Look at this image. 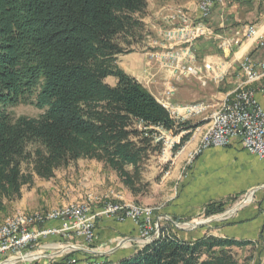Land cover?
Wrapping results in <instances>:
<instances>
[{"label": "trees", "instance_id": "obj_1", "mask_svg": "<svg viewBox=\"0 0 264 264\" xmlns=\"http://www.w3.org/2000/svg\"><path fill=\"white\" fill-rule=\"evenodd\" d=\"M148 2L0 0V215L24 187L51 181L82 160L114 173L140 205L153 183L150 168H161L155 129L188 131L181 145L190 139L196 125L176 124L118 63L120 55L148 47ZM109 77L116 86L106 83ZM19 105L44 112H8ZM227 202L207 205L205 217L224 213ZM252 245L210 232L185 240L161 224L158 238L116 264H252V257L239 259Z\"/></svg>", "mask_w": 264, "mask_h": 264}, {"label": "crops", "instance_id": "obj_2", "mask_svg": "<svg viewBox=\"0 0 264 264\" xmlns=\"http://www.w3.org/2000/svg\"><path fill=\"white\" fill-rule=\"evenodd\" d=\"M198 4L199 0H188L187 2H179L177 0H149L145 17L147 27L152 28V36L149 39V43L153 41V39H157V41L161 42L162 38L157 33V29L159 30L160 27H166L164 18L170 9H187L191 12L192 16L197 17L199 14ZM209 24L217 33L221 34L241 31L248 25H256L261 32H264V0H228L225 5H218L213 10L209 19ZM146 53L147 52L143 54L133 53V55H139V57L134 58V61L125 65L121 64L118 58V63L126 72L133 71V77L139 80L140 83L142 78L147 76V74L155 75L156 77L153 79L149 91L156 99H159L166 89V83L170 76L166 74L165 83L162 84V74L165 71L161 70L154 61H150L146 57ZM223 54L219 41L201 40L196 45V55L199 63L215 59L216 57H226ZM245 55H248L254 62L260 63L264 60V47H257L256 44L251 43L244 44L243 47L236 51L235 56H231L229 61L241 59ZM234 65H236V63H234ZM262 71V68H260L259 72ZM245 79L246 76L243 74L241 68L236 65L230 71L228 78L220 84L224 86L225 89L202 96L201 98L204 97L206 99V101H204L203 98V101L209 102L212 106L210 112L217 109L226 99L227 95L229 93L232 94L241 86L239 84L244 82ZM172 83L176 89L175 96L173 97V102L175 104L184 105L197 102V99L195 101L194 99H181L179 97V91L182 90V88L191 90L195 88L196 85L201 87L202 85L199 81L194 78H183L180 81L173 80ZM210 86L219 88V85H215L213 82H210L206 87ZM252 87L256 91L258 104L264 109V76ZM200 118L199 122H205L200 126L203 128L206 121L203 117ZM195 145L196 142L188 145L187 149L191 151ZM178 166L176 168H178ZM190 169L188 173V186L181 190L176 199L177 202L175 201V204H177V207L181 210L186 208L195 209L201 206L204 208L206 205L214 202H225L231 197L247 193L250 189L264 186V160L245 151L238 140L232 141L229 146L224 148H211L206 150L202 155L197 157ZM109 192L111 193L112 190L105 191L104 189V192L97 194L101 195L105 193L107 195ZM102 196L105 197V195L96 196L98 199L91 203L94 210H99L104 207L103 205H105V202L99 201V198ZM49 210L50 209H45L42 212H47ZM163 216H167L171 219L176 218V215L170 212L169 215L164 214ZM163 219L169 221L166 218ZM62 226L63 224L61 221L46 225V227L57 228H61ZM137 226L138 225L130 219L124 222H117L114 218L102 216L97 220V239L92 245L96 244L99 246L97 249L100 250L101 247L104 244H108V241L112 238L116 237L117 239L121 237L125 239L122 246L115 247L113 252H111L112 250L97 251L99 253H97L96 257L94 256L96 250L94 253L88 252L89 248H86V244L81 239H76L68 235L50 236L48 239H43L37 244L35 250L42 258L33 263L65 264L61 258H66L71 252H77L78 254L74 256V261H78V264L83 263L82 261L95 258L98 260L103 259L108 264H116L120 260L133 255L136 252V248L142 247L141 245L135 244L136 241L140 240L136 238L138 231ZM210 233L236 240L252 242V246L240 250L239 259L241 263L247 258L252 257V264H264V188L258 190L252 200L241 207L230 218L223 220L222 225L210 231ZM204 235L205 233L201 236L197 235L191 237L188 240H196ZM50 250H58V252L53 254ZM70 250L72 251L70 252Z\"/></svg>", "mask_w": 264, "mask_h": 264}, {"label": "built area", "instance_id": "obj_3", "mask_svg": "<svg viewBox=\"0 0 264 264\" xmlns=\"http://www.w3.org/2000/svg\"><path fill=\"white\" fill-rule=\"evenodd\" d=\"M227 1L199 0L197 17L192 16L187 9L181 8L176 14H167L164 18L166 27H160L158 31L162 38L161 42L151 41L148 45L151 51L146 53V57L158 63L160 69L170 76L164 93L157 101L176 124L185 123L191 120V113H197L200 109L212 106L204 101L184 105L175 104L173 97L176 89L172 83L173 80L194 78L203 87L208 86L210 82L220 86L228 78L233 67L238 65L246 76L245 81L239 85L245 87L247 77L253 76L259 72L260 68H264V60L256 63L248 55L229 61L244 44L251 43L256 44L257 47H264V32H261L256 25H248L241 31L217 33L210 26L209 19L213 10L218 5H225ZM201 40L219 41L223 55L226 57H216L199 63L196 45ZM155 77V75L147 74L142 78L141 84L149 90ZM225 100H228L225 112L206 119L207 122H216V132H210L207 144L203 145L191 163L206 150L227 147L234 140H238L245 151L264 160V109L258 104L256 93L243 96H234L229 93ZM155 130L154 140L162 145L158 164L164 169L169 166L172 157H176L179 146H182V137L188 131L175 134L174 131L163 128ZM97 199L90 198L89 202L82 204L64 205L60 214H49L44 218L26 219L14 213L4 229L0 231V263L19 258L23 259L21 264L39 260L42 256L35 259H26V257L38 253L35 248L43 239L56 235H68L81 239L86 244V248H89L88 251L94 252L96 249H91L90 246L97 239L96 223L102 216L114 218L117 222H124L127 219L134 221L143 231L140 240L147 241L155 234L157 222L152 223L150 211L134 212V206H128L122 201L115 202L114 197L107 198L102 209L94 210L91 203ZM59 221L63 224L61 228L46 227L49 223ZM73 264L78 263L73 261ZM81 264H104V261Z\"/></svg>", "mask_w": 264, "mask_h": 264}, {"label": "rangeland", "instance_id": "obj_4", "mask_svg": "<svg viewBox=\"0 0 264 264\" xmlns=\"http://www.w3.org/2000/svg\"><path fill=\"white\" fill-rule=\"evenodd\" d=\"M170 10L168 14H176L179 8L172 9L171 11ZM151 29H152L151 27H148V31L151 33V35H149L147 38L148 43H149V38L152 36ZM158 31L159 30L157 29V33ZM153 41H157V39H153ZM150 51H151L150 46H148L145 48L144 51L137 53L143 54L145 52H150ZM136 57H139V55L135 56L133 54H124V55H120L118 58L121 64L125 65L127 63H131L132 61H134V58ZM156 65H158V63ZM128 73L131 76L134 75L133 71H129ZM166 74H168L166 71L162 74V79H161L162 84L165 83ZM117 82L118 81L115 77H109L106 80V83L111 86H116ZM256 82L250 83L244 88L248 89L247 91L249 92L256 93V91L252 87ZM163 89H164V85H163ZM195 89H199V90H195ZM221 89H225V87L220 85L219 88H214L211 86L204 88L202 86L200 87L196 85V87L191 90L182 88V90L179 91V97L184 100L194 99L195 101L197 99V102H201L203 101L204 98V97L201 98L202 96H206L209 93L213 94L214 92H218V90ZM237 89L233 92L234 94L232 93L231 95L235 96ZM204 101H206L205 98ZM225 101L226 100H224L217 109L212 110L210 112L211 109L210 107L208 111L203 115L197 116L195 117L196 119L192 118L190 120L193 122V125H196L194 129L195 132L193 130L191 133L193 132L194 133L191 134L190 139L184 145L180 146L179 149L180 151L178 150L176 157H172L171 160L172 163L170 162L167 168L157 169L156 165H153L152 168H150L149 178L152 180L153 183L148 194L139 197L141 203L140 205L136 203L135 199L123 187V185L121 184V182L118 180V178L114 173L105 170L102 164L98 163L97 161L82 160L67 169L58 171L56 173V177L51 181H42L36 179L33 187L31 188L24 187L22 189L21 199L10 204L8 206L7 212L0 215V226L1 224H3L6 218L12 216L14 213L16 214L22 213L32 219H35L37 217H42L46 215L48 212L54 209L62 208L64 205L71 203L82 204L85 202H89L90 198L95 199L97 198L96 196L105 195V197L104 196L100 197L99 201L104 202L107 200V198L114 197L113 200L122 201L123 203H126V205L128 206L137 205L136 208L134 206V212H137L141 209L152 210V215H153L152 223H156L158 218L160 216H163L164 214L169 215V212L174 213V215H176V218L178 220L176 219L173 220H176V222L178 221L177 222L179 223L178 226L173 225V227H171L165 222L166 220L164 219L161 220V224L165 229H167L169 233H174L181 239L188 240L189 238L195 237L197 235L201 236L204 233L205 235L208 234L210 231H213L217 227L221 226L223 220L213 221L203 225H194V223H200V222L203 223L221 217L227 211H229L230 209L234 208L237 204H239L244 199L246 193L242 195H236L234 197L227 199L226 201L229 200V202H227L228 204L226 206V210L224 211V213L211 216L209 218L205 217L204 215L205 207L207 205L204 208L201 206L200 208H195V209L186 208L181 210L179 207H177L175 201L177 202L176 199L180 194L181 190L184 187L188 186L187 183L188 173L190 172L191 170L190 168L193 166L196 159L194 160L193 163L191 162L193 161L194 156L201 151L200 150L201 148H203L204 136L208 134L209 129L213 125L212 122H207L206 119L213 118L214 114L218 113L223 108V104ZM206 103L210 105L209 102ZM7 110L16 117L19 116L39 117L44 112L32 105H19L17 107H9L7 108ZM200 117H203L206 121V124L203 128H201L200 126H202L205 122L204 121L199 122L201 119ZM195 142H196L195 147L191 151H189L187 149L188 145L194 144ZM177 166L178 168H176ZM104 189L105 191L112 190V192L107 193V195L105 193L101 195L97 194L104 192ZM45 209H50V210L47 212H42ZM137 227H138V231L136 238L142 239L143 231L140 229L139 225ZM155 232L156 233L147 241L139 240L136 241L135 244L144 246L145 244L152 242L154 239L160 236L161 228L159 229V231L155 229ZM114 238L108 241V244H104L102 246L103 248L100 246L101 247L100 250L102 251L112 250L111 252H113L115 247L122 246V243L125 241V239L121 237L117 239L116 237ZM98 247L99 246H97L96 244L90 246L91 249L96 248V252L94 253V256L96 257H97V253H99L97 251H100L97 249ZM71 251L72 250H70V252ZM50 252L55 254L56 252H58V250H50ZM71 253L74 254L73 252ZM77 254L78 253L76 252V254L73 255L72 257H68V258L63 257L61 258V260L65 262V264H73L74 256H76ZM26 259H32V257L28 256L26 257ZM75 262L77 263L78 261ZM82 262L98 263V259L97 258L89 259ZM105 262L104 264L107 263ZM32 263L30 262L28 264H32Z\"/></svg>", "mask_w": 264, "mask_h": 264}, {"label": "bare ground", "instance_id": "obj_5", "mask_svg": "<svg viewBox=\"0 0 264 264\" xmlns=\"http://www.w3.org/2000/svg\"><path fill=\"white\" fill-rule=\"evenodd\" d=\"M262 72H257V73H255L253 76H249V77H247V85L248 84H250V83H253V82H256V81H258L259 79H261L263 76H264V68H262ZM247 85H245V87L247 86ZM246 90V91H245ZM248 89H245L244 88V86H240L238 89H237V91H236V95L235 96H243V95H250V94H254L253 92H249V91H247ZM234 94V93H233ZM225 107H228V100H226L225 101V103L223 104V108L218 112V113H216V114H214V116H213V118L215 117V116H217V115H220L222 112H225ZM210 107H207V108H203V109H200V110H198L197 111V113H191V119L192 118H195V117H197V116H200V115H203L204 113H206L207 111H208V109H209ZM220 109V108H219ZM213 123V125H212V127L209 129V132H208V134L206 135V136H204V139H203V143H204V145L205 144H207V141H208V138H209V135H210V132H216V122H212ZM202 149V148H201ZM200 149V150H201ZM180 151V150H179ZM172 163V162H171ZM135 206V205H134ZM137 207V205L135 206V208ZM137 210V209H136ZM135 210V211H136ZM144 211H150V216H153L152 215V210H149V209H141V210H139V211H137V212H144ZM61 213V208H58V209H54V210H52V211H50V212H48L46 215H44V216H42V217H37V218H44V217H47V215H49V214H60ZM18 215H22V216H24L26 219H32V218H30V217H28V216H26V215H24V214H22V213H17ZM11 217H13V215L12 216H10V217H8V218H6L5 219V221L3 222V224H1V226H0V231H2L3 229H4V227L7 225V222H8V220H9V218H11ZM156 233V232H155ZM152 237V236H151ZM150 237V238H151ZM149 238V239H150ZM40 254H35V255H32L31 257H32V259H35L36 257H38ZM93 261V260H92Z\"/></svg>", "mask_w": 264, "mask_h": 264}, {"label": "water", "instance_id": "obj_6", "mask_svg": "<svg viewBox=\"0 0 264 264\" xmlns=\"http://www.w3.org/2000/svg\"><path fill=\"white\" fill-rule=\"evenodd\" d=\"M264 186L262 187H255L253 189H251L250 191H248L246 194H245V197L244 199L239 203L237 204L234 208L230 209L229 211H227L224 215H222L221 217L219 218H216V219H213V220H210V221H207V222H203V223H194V225H203V224H206V223H210V222H213V221H218V220H225V219H228L230 218L232 215H234L241 207H243L246 203H248L251 198L255 195V193L260 190V189H263ZM163 218H166L168 219L171 223H173L175 226H178L179 223H177L175 220L167 217V216H160L158 218V220L156 221L157 222V230L159 231V229L161 228V220ZM124 243V242H123ZM122 243V244H123ZM90 253H94L93 251H88ZM23 261V259L19 258V259H16V260H7V261H4L0 264H21Z\"/></svg>", "mask_w": 264, "mask_h": 264}]
</instances>
